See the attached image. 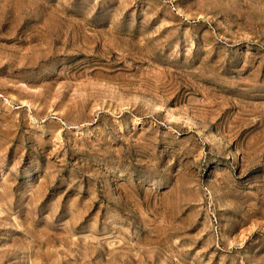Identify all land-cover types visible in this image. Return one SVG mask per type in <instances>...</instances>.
<instances>
[{"label":"rangeland","instance_id":"1","mask_svg":"<svg viewBox=\"0 0 264 264\" xmlns=\"http://www.w3.org/2000/svg\"><path fill=\"white\" fill-rule=\"evenodd\" d=\"M0 264H264V0H0Z\"/></svg>","mask_w":264,"mask_h":264}]
</instances>
